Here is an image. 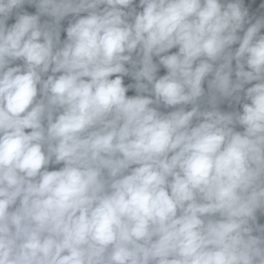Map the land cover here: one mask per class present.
Instances as JSON below:
<instances>
[{
	"label": "clouds",
	"instance_id": "9594fccd",
	"mask_svg": "<svg viewBox=\"0 0 264 264\" xmlns=\"http://www.w3.org/2000/svg\"><path fill=\"white\" fill-rule=\"evenodd\" d=\"M0 264H264V0H0Z\"/></svg>",
	"mask_w": 264,
	"mask_h": 264
}]
</instances>
